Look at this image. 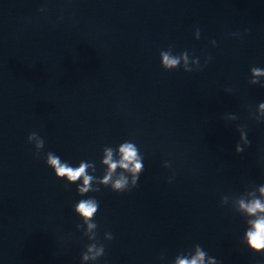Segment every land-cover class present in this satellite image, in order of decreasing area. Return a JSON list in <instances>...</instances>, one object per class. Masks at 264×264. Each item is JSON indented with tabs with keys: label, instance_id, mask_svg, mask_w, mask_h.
<instances>
[{
	"label": "clouds",
	"instance_id": "obj_1",
	"mask_svg": "<svg viewBox=\"0 0 264 264\" xmlns=\"http://www.w3.org/2000/svg\"><path fill=\"white\" fill-rule=\"evenodd\" d=\"M171 47L168 50L160 52L161 66L165 70H172L180 68L181 62L185 67L183 70L185 72H192L194 69L187 67L189 63V53L187 51L180 53L179 55H173ZM199 63V60L196 61ZM200 69V68H198ZM195 69V70H198ZM253 79L250 81L252 84L259 83L258 77L264 76V69L259 67H253L250 69ZM264 86V85H262ZM261 110H264V104L260 105ZM36 140L35 149L36 154L39 156L40 150L44 147V139L39 136L36 132H32L28 136V142L31 143ZM238 151L240 149L238 148ZM119 160H113V149L106 148L105 156L103 159V164L108 166V170L103 178V183L105 185H110L111 190L117 193L129 190V181L127 176L121 173L117 179L113 180V174L116 169H122L127 171L132 175V187H136L139 174L144 171V165L142 163V157L139 155V150L137 146L132 142H123L119 146ZM45 162L48 167H50L55 176L60 178H66L68 184L75 183L82 179V185H78L77 189L80 194H85L89 192H98L99 188H93L92 182L94 177L89 175L87 169L91 165L81 162L79 167L70 166L69 162L62 161L61 158L53 152H47L45 154ZM93 171L95 169L93 168ZM261 194L260 198H254L250 201H245L240 199L238 201L239 209L244 211L248 216L254 217L248 221L250 227L246 231V239L248 246L259 251L264 249V186L259 188ZM99 209V202L95 198H87L79 201L76 211L81 214L86 222L94 218V214ZM97 225L95 223H89L88 227L90 229L95 228ZM113 237L109 235V239ZM88 253L92 255H85V260H97L104 255V246L100 244L91 245L88 248ZM208 254L202 250L200 245H196V254L191 259H177L175 264H205V257ZM207 264H218V261L209 258Z\"/></svg>",
	"mask_w": 264,
	"mask_h": 264
}]
</instances>
